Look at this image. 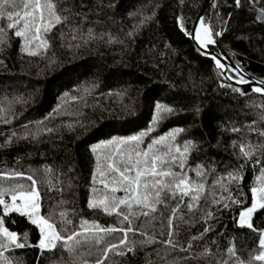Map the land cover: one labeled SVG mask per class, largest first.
I'll return each mask as SVG.
<instances>
[{
  "label": "trees",
  "instance_id": "trees-1",
  "mask_svg": "<svg viewBox=\"0 0 264 264\" xmlns=\"http://www.w3.org/2000/svg\"><path fill=\"white\" fill-rule=\"evenodd\" d=\"M205 1L41 0L54 7L44 10L51 23L37 21L38 38L34 27L8 29L0 18V241L8 244L0 264H264L255 260L264 209L252 213L253 228L238 223L251 189L264 188V96L229 82L190 40ZM200 26L217 44L205 47L234 65L229 79L264 81V0H213ZM133 146L166 157L201 191L162 193L155 211L132 201L120 208L128 221L89 207L105 194L127 199L104 184L118 178L111 159L120 149L127 159ZM33 188L39 218L61 237L49 248L21 211ZM129 226L125 237L119 229ZM3 228L29 244L16 248ZM73 233L92 235L68 241Z\"/></svg>",
  "mask_w": 264,
  "mask_h": 264
},
{
  "label": "snow or ice",
  "instance_id": "snow-or-ice-1",
  "mask_svg": "<svg viewBox=\"0 0 264 264\" xmlns=\"http://www.w3.org/2000/svg\"><path fill=\"white\" fill-rule=\"evenodd\" d=\"M54 5L51 2L42 3L41 0H24L22 4V9H20V4L17 0H0V18H6L9 23L7 25L8 29H17L18 26H23L24 29L30 30L33 27L35 28L34 35L37 36L41 31L40 27L37 26V21L39 24L43 25L46 22L51 23L48 17L44 15V10L47 9L50 15H53L51 10ZM56 21L60 22V17L56 16ZM2 27V26H0ZM45 31L49 30L48 28L44 29ZM16 36L25 35L24 32L20 30L15 31ZM219 35V33H217ZM211 39L208 40V43H212ZM201 46H204V42L201 41ZM217 67L225 68L224 65H221L219 59H217ZM262 85H264V81H260ZM254 91L264 94V87L254 88ZM139 137H133L132 140L139 141ZM163 139V138H162ZM127 143V142H122ZM156 144H161V141H155ZM151 147V146H149ZM242 152L244 150L242 149ZM132 154L135 155L136 159H132ZM251 155L250 152L246 153ZM118 155L121 157L120 159L112 158L111 162L107 165V167L111 170V175L113 177H118L116 179L111 180L109 183L118 185L119 187H110L109 183L104 184V188L108 189L109 192L115 193L116 191H124L127 193V199L119 198L117 199L114 196H109L108 194L104 195V199H100L98 201H92L89 203V207H103L109 214L117 213L123 215L120 212L121 206H127L129 208L132 207V201H135L136 205L143 206L145 208H151L152 211H155L154 204L159 203L160 197L162 193L170 191L175 197L176 195L180 196H192L193 192L199 193L202 189V185L191 186V181L187 179L185 175L180 173H174L168 167L169 160L166 157H161L153 153L152 157L149 158V152L143 151L141 152L138 147L133 146L130 149V153L127 159L123 158V149L119 150ZM141 157L144 159L141 160ZM172 161H175V157H172ZM184 165L180 163V169L183 171ZM6 175V174H0ZM17 175H20L17 173ZM103 175V173H101ZM170 178V179H165ZM27 179L31 180L33 184H35V180L33 177L28 176ZM261 183H264V173L261 176ZM135 185V188H132V185ZM141 187L143 188V192L140 191ZM253 194L257 192L260 193L259 198L264 200V188L257 189L253 187L251 189ZM31 199L33 200L32 207L36 208L35 197L37 196V192L35 188L31 189ZM22 195H26L22 193ZM153 195L155 196V200H153ZM13 201L17 200V196L13 195L11 197ZM199 196H193V202L198 201ZM218 202V201H217ZM0 204H4V201L0 199ZM189 211L192 210V203L188 205ZM260 207L264 209V204H261ZM9 210V206L5 204V213ZM13 211H17L15 207L12 208ZM256 210V205L253 204L251 207L247 209V211L242 212L240 216L241 226H244L245 221L250 217V214ZM175 211V210H174ZM148 213L145 212L144 215ZM211 216V213H208ZM123 219L125 221L129 220V215H123ZM35 222V221H33ZM44 224H47L49 229H52V225L49 224L46 220L41 221ZM171 226V220L169 221ZM98 231L103 232H111L116 231L117 229H101L98 225L94 226ZM247 227L253 228L251 223H247ZM119 231L123 232L125 237H127V233L130 231H134L130 226L127 229H119ZM2 232L6 239L10 241L11 244L15 245L16 248L24 247L25 244L18 243L16 238V233L10 232L7 228H3ZM84 235V238L87 239L91 236V233H73L69 235L66 239L68 241H72L74 237ZM171 235V233H170ZM53 236L56 239H61L59 235L53 232ZM79 241H77L78 243ZM126 239L121 240L119 242L120 245L126 244ZM99 243V241H97ZM43 245V242H41ZM119 245H111L107 251L115 250ZM259 247L264 249V234H262V238L260 240ZM8 249V244L0 241V250L6 251ZM71 250V249H69ZM3 251H0V255L3 254ZM107 251L105 252V256H107ZM255 260L264 261V251L260 252L259 255L255 256Z\"/></svg>",
  "mask_w": 264,
  "mask_h": 264
},
{
  "label": "rangeland",
  "instance_id": "rangeland-1",
  "mask_svg": "<svg viewBox=\"0 0 264 264\" xmlns=\"http://www.w3.org/2000/svg\"><path fill=\"white\" fill-rule=\"evenodd\" d=\"M208 40H209V33L199 25V28L197 30V41H198V43L201 44V41H203L204 42V46H206V45H217L215 40H212L213 41L212 43H208ZM228 60L230 62L229 58H228ZM231 65H232V67H234V65L232 63H231ZM229 68H231V67H229ZM227 69H228V67L226 68V74H227ZM230 81H231L232 84H241L239 82H234L231 79H230ZM259 196H260L259 192H257L256 194L253 195V202H252V204L249 207H251L253 204H255L256 205V209H257L261 205ZM15 206H17V205H15ZM21 207L23 208V210L21 209V211L24 212V214L29 217V220L31 222L35 221L33 223L39 229V232H40V235H41L40 242H39L40 248L52 247V245L54 243L52 231H51V229H49L47 227V224H44V223L41 222L42 220L38 216L37 208H33L32 205H30L29 203L28 204L27 203H22ZM247 209L245 211H247ZM251 216H252V213L250 214V217L245 221L244 226H247V223H250ZM238 223H239V225H241L240 218H239V222ZM16 238H17V242H20V243L25 244V245L29 244L27 235H21L19 237L16 235ZM261 238H262V234L260 236V240H261ZM41 242H43V245L41 244Z\"/></svg>",
  "mask_w": 264,
  "mask_h": 264
},
{
  "label": "water",
  "instance_id": "water-1",
  "mask_svg": "<svg viewBox=\"0 0 264 264\" xmlns=\"http://www.w3.org/2000/svg\"><path fill=\"white\" fill-rule=\"evenodd\" d=\"M213 0H206L203 7L201 8V10L199 11L197 17L195 18L192 26H191V29H190V40L192 41V43L194 44L195 48L200 52L202 53L204 56H206L208 59L212 60L215 64L217 63V59H219L221 65H224L225 68H220L219 67V70L221 71V73L224 75V77L229 81L230 79L227 77V74H226V68L227 67H231L235 70L234 67H232L231 63L229 62L228 60V57L227 55H225L224 53L221 54V56H218L212 52H210L205 46H201V44L198 43L197 41V30L199 28V25H200V20H201V17L204 13V11L206 10V8L208 7V5L212 2ZM238 72V71H237ZM240 76H242L245 80H246V83L245 84H234L235 86H242V85H245L251 89L254 90V88H257V87H264V85L254 81L253 79L243 75L242 73L238 72ZM262 94V93H261ZM264 96V94H262Z\"/></svg>",
  "mask_w": 264,
  "mask_h": 264
}]
</instances>
